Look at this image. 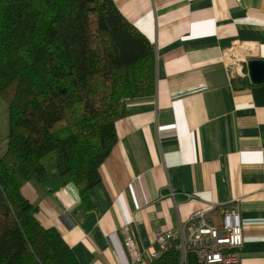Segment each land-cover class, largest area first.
I'll use <instances>...</instances> for the list:
<instances>
[{
    "label": "crops",
    "instance_id": "0c3cea01",
    "mask_svg": "<svg viewBox=\"0 0 264 264\" xmlns=\"http://www.w3.org/2000/svg\"><path fill=\"white\" fill-rule=\"evenodd\" d=\"M114 1L156 49V93L127 101L91 211L55 163L23 186L38 222L60 232L79 264H129L127 238L153 252L160 230L237 203L241 264H264V83L251 82L248 64L238 79L225 58L264 60V0Z\"/></svg>",
    "mask_w": 264,
    "mask_h": 264
},
{
    "label": "trees",
    "instance_id": "16d2710c",
    "mask_svg": "<svg viewBox=\"0 0 264 264\" xmlns=\"http://www.w3.org/2000/svg\"><path fill=\"white\" fill-rule=\"evenodd\" d=\"M156 83L155 47L114 0H0V100L10 125L0 155V264H79L22 188L43 182L52 162L91 211L127 101L152 97ZM152 264H180V253Z\"/></svg>",
    "mask_w": 264,
    "mask_h": 264
},
{
    "label": "built area",
    "instance_id": "2783aa9c",
    "mask_svg": "<svg viewBox=\"0 0 264 264\" xmlns=\"http://www.w3.org/2000/svg\"><path fill=\"white\" fill-rule=\"evenodd\" d=\"M225 58L237 69L239 78L249 77L245 70L250 58L248 52L242 54L230 50ZM216 215L220 216L219 220ZM243 244L240 207L233 203L224 207L213 204L207 210L196 211L178 230H160L156 233L157 249L153 252L131 237L126 239L124 246L129 255V264H152L172 249L180 253V264H187L191 254L198 264H241L239 251Z\"/></svg>",
    "mask_w": 264,
    "mask_h": 264
},
{
    "label": "rangeland",
    "instance_id": "374dc122",
    "mask_svg": "<svg viewBox=\"0 0 264 264\" xmlns=\"http://www.w3.org/2000/svg\"><path fill=\"white\" fill-rule=\"evenodd\" d=\"M9 133V107L5 101L0 100V155L7 150Z\"/></svg>",
    "mask_w": 264,
    "mask_h": 264
},
{
    "label": "water",
    "instance_id": "95a60500",
    "mask_svg": "<svg viewBox=\"0 0 264 264\" xmlns=\"http://www.w3.org/2000/svg\"><path fill=\"white\" fill-rule=\"evenodd\" d=\"M248 69L253 84L264 83V60H250Z\"/></svg>",
    "mask_w": 264,
    "mask_h": 264
}]
</instances>
